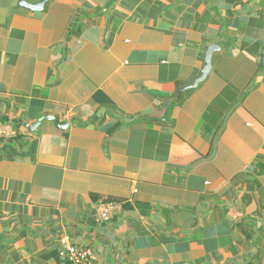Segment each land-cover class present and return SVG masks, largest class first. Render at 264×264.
Masks as SVG:
<instances>
[{
    "label": "crops",
    "instance_id": "crops-1",
    "mask_svg": "<svg viewBox=\"0 0 264 264\" xmlns=\"http://www.w3.org/2000/svg\"><path fill=\"white\" fill-rule=\"evenodd\" d=\"M0 124V264H264V0H0Z\"/></svg>",
    "mask_w": 264,
    "mask_h": 264
},
{
    "label": "built area",
    "instance_id": "built-area-1",
    "mask_svg": "<svg viewBox=\"0 0 264 264\" xmlns=\"http://www.w3.org/2000/svg\"><path fill=\"white\" fill-rule=\"evenodd\" d=\"M18 136L17 130L8 124H0V140H9ZM118 201L100 200L96 208V215L100 222L110 221L121 209ZM62 249L58 253L60 260L70 264H94L96 256L89 248L73 245L68 237L61 239Z\"/></svg>",
    "mask_w": 264,
    "mask_h": 264
},
{
    "label": "water",
    "instance_id": "water-1",
    "mask_svg": "<svg viewBox=\"0 0 264 264\" xmlns=\"http://www.w3.org/2000/svg\"><path fill=\"white\" fill-rule=\"evenodd\" d=\"M42 6V5H41ZM41 8V7H40ZM31 10H35V8L33 9V7L30 6ZM211 59H212V53H211V49L208 50L206 56H205V67L202 70V74L201 77L199 79H197L193 85L191 86V88H195L199 82H201L203 79H205L208 75V73L211 70ZM55 124L58 125V122L55 121ZM60 126V125H59ZM63 128V127H62Z\"/></svg>",
    "mask_w": 264,
    "mask_h": 264
}]
</instances>
